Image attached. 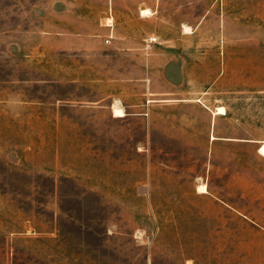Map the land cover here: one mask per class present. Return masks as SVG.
Wrapping results in <instances>:
<instances>
[{
    "label": "rangeland",
    "instance_id": "1",
    "mask_svg": "<svg viewBox=\"0 0 264 264\" xmlns=\"http://www.w3.org/2000/svg\"><path fill=\"white\" fill-rule=\"evenodd\" d=\"M263 144L264 0H0V264H264Z\"/></svg>",
    "mask_w": 264,
    "mask_h": 264
},
{
    "label": "crops",
    "instance_id": "2",
    "mask_svg": "<svg viewBox=\"0 0 264 264\" xmlns=\"http://www.w3.org/2000/svg\"><path fill=\"white\" fill-rule=\"evenodd\" d=\"M106 1H114V2H127V1H155V0H106ZM151 10L150 12L154 11L152 7H150ZM150 8H142L141 12L143 9H150ZM140 11L136 10V13L134 15H131L127 13L126 17H132V20H122V21H105L107 18H110L108 15L107 11H104L103 14L101 15H95L93 11L91 10V57H96V56H109V55H116L117 57H125V56H133L139 54V58L141 60L143 59L144 55V50H148V55L149 59H152L154 57V54L158 55V57L162 56L161 53L159 52H149V49H154L157 48V46L151 42L150 40L147 42L143 41V34L140 32L139 37L138 34H133L131 31H129L131 27L136 26L138 24L137 20H133V17L135 19H138L142 17L143 15H148V14H141ZM114 19V15L112 14L111 16ZM136 21V22H135ZM123 26H126L125 31L123 30ZM122 29V30H121ZM78 35L76 36L75 41H73L71 46H61L62 49L64 48H71V49H82L85 48L86 45L83 43L84 39L81 37L83 35L82 32H78ZM111 49H114L113 52H111ZM176 56H171V61L169 62V66H175L179 72L181 70L179 69V65L172 61V58ZM155 59V58H154ZM129 63H132L130 61ZM176 63V64H175ZM177 65V66H176ZM142 71V70H141ZM165 71V69H164ZM149 71V76H150ZM159 72L163 73V69H159ZM139 79H144V75L142 73L141 77ZM149 79V78H148ZM159 93H168V92H161ZM107 98H111L110 103L108 105L109 110L112 114L115 116H121L124 115L125 111V105L121 101V97L117 92H109L107 94H104L102 98L98 100V102H102L106 100ZM184 100V99H180ZM95 101V100H93ZM120 106V107H118ZM91 107H93L91 105ZM95 107V106H94ZM115 108H119L122 110V114H119L115 111ZM124 111H123V109ZM211 109V112L214 113H219L218 111H215ZM223 114V113H221ZM201 185V184H200ZM206 185V184H205Z\"/></svg>",
    "mask_w": 264,
    "mask_h": 264
},
{
    "label": "bare ground",
    "instance_id": "3",
    "mask_svg": "<svg viewBox=\"0 0 264 264\" xmlns=\"http://www.w3.org/2000/svg\"><path fill=\"white\" fill-rule=\"evenodd\" d=\"M150 12V9H143L142 10V13H144V14H148ZM115 111L117 112V113H119V114H122V110L121 109H119V108H115ZM217 111L219 112V113H226V110H225V108H224V106H219V107H217ZM261 153H264V144L261 146V148H260V150H259ZM198 190L200 191V192H206L207 191V186L205 185V184H201V185H199L198 186Z\"/></svg>",
    "mask_w": 264,
    "mask_h": 264
},
{
    "label": "built area",
    "instance_id": "4",
    "mask_svg": "<svg viewBox=\"0 0 264 264\" xmlns=\"http://www.w3.org/2000/svg\"><path fill=\"white\" fill-rule=\"evenodd\" d=\"M156 37H150V41L153 42V41H156Z\"/></svg>",
    "mask_w": 264,
    "mask_h": 264
}]
</instances>
